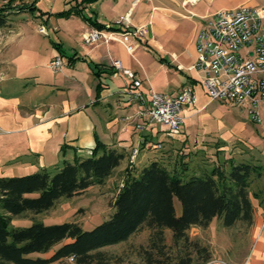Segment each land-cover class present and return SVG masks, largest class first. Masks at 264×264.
Returning <instances> with one entry per match:
<instances>
[{
    "label": "crops",
    "instance_id": "obj_1",
    "mask_svg": "<svg viewBox=\"0 0 264 264\" xmlns=\"http://www.w3.org/2000/svg\"><path fill=\"white\" fill-rule=\"evenodd\" d=\"M240 5L264 6V0H198L195 3L187 0H94L85 3L82 5L84 14L102 27L78 15L68 17L81 19L80 30L73 31L74 45L80 50L72 45L71 51H66L59 42L67 60L62 56L63 65L56 71L49 62L60 52L54 43L51 45L45 39L48 30L47 33L39 31L45 22L32 27L11 23L1 28L0 176L24 175L41 168L54 170L76 154L86 155L98 139L127 153L114 173L126 167L130 153L137 147V158L165 160L160 157L162 146L157 148L156 145L166 144L168 135L161 125L154 123L137 127L142 121L136 116L139 103L125 93L130 79L122 72H115L111 58L120 59L124 67L135 71L137 78L142 80L140 88L146 93H176L186 84L194 86L197 102L184 109L182 132L170 137L179 140L192 137L198 142L246 138L237 122L232 125L224 120L226 111L223 108L230 104L210 100L200 74L191 69L197 58L195 40L202 19ZM141 26H145L146 32L141 46L133 54L115 40L106 43L100 39L88 43L89 46L84 43V33L93 28L124 30ZM73 54L76 56L69 63L68 56ZM147 55L155 67L152 73L139 59ZM89 61L101 68L99 95L96 93L98 80ZM157 71H164L169 77L163 87L165 91L150 86ZM146 79L149 84L145 83ZM155 138L157 142L153 143ZM149 149L153 150L152 156L148 155ZM252 199L254 217L253 223L248 225L249 245L243 248L240 260L247 259L246 264H264V205L257 198ZM14 219L12 225L16 226Z\"/></svg>",
    "mask_w": 264,
    "mask_h": 264
},
{
    "label": "trees",
    "instance_id": "obj_2",
    "mask_svg": "<svg viewBox=\"0 0 264 264\" xmlns=\"http://www.w3.org/2000/svg\"><path fill=\"white\" fill-rule=\"evenodd\" d=\"M92 1L80 0L56 14L67 18L78 15L102 27L83 12L82 5ZM10 24L5 8H0V29ZM54 44L64 56L59 43ZM75 56H68V62ZM89 64L98 80L99 95L101 68L92 61ZM126 156V151L98 139L91 155L76 154L54 170L41 168L24 175L0 176V264H50L64 258H72L76 264H108L109 255L102 249L128 241L144 227L149 230L148 243L139 246V254L145 264H207L212 260L211 250L192 239L189 229L207 228L215 218L225 227L239 221L251 225L252 197L264 205V193L252 189L264 174L262 164L230 159L227 169L215 166L190 171L184 161L181 167H169L165 161L153 159L141 167H127L124 183L112 201L114 212L90 230L78 221L45 224L33 220L28 226L12 225L14 217L48 211L61 199L105 185ZM175 199L181 203L180 214ZM166 230L171 232V244L167 243Z\"/></svg>",
    "mask_w": 264,
    "mask_h": 264
},
{
    "label": "rangeland",
    "instance_id": "obj_3",
    "mask_svg": "<svg viewBox=\"0 0 264 264\" xmlns=\"http://www.w3.org/2000/svg\"><path fill=\"white\" fill-rule=\"evenodd\" d=\"M79 2L80 0H70V5ZM31 3L35 4V8H29ZM68 4L66 0H0V8H5L11 23H23L25 27H32L33 24H43L45 22L48 35L44 37L48 39V43L53 45V43L60 42L66 51H71V46L75 44L73 31L75 29L80 30L79 21L81 19L76 16L67 18L56 14L67 8ZM81 41H79L80 44ZM84 43L89 46L85 41ZM74 46L77 50H80V47ZM63 57L67 60V55ZM139 59L149 72H154L155 67L151 65L152 59L150 56H141ZM168 79L169 77L164 71H157L150 86L155 90L165 91L163 87ZM145 83L149 84V81L146 79ZM223 110L226 111L224 118L226 123L233 125L237 122L246 138L234 137L227 142L220 140H202L198 142L192 137L179 140L168 136L169 139L165 141L166 144L162 142V147L159 151L160 153L162 152L160 157H164L163 159H165L164 161L169 167H181V163L184 161L190 171L200 167L212 169L215 166L227 169L229 163H231L230 159L235 162L249 160L264 166V108L260 109V121L253 119L246 110L230 105H226ZM154 124L160 126L157 122ZM168 137L161 136L162 139ZM152 142H157V139H153ZM151 150H148L149 156L153 155V150ZM140 159L141 156L139 158L136 157L133 166L137 167L136 165H138L141 167L150 162L147 158H144L141 159L139 164L138 160ZM130 164L128 158L126 167L116 171L107 185H96L73 198L62 199L49 211L38 214L27 212L17 216L13 224L16 226H28L33 220H38L45 224L78 221L84 229H92L108 219L114 212L112 201L117 194V190L124 183L126 169ZM252 189L261 192L263 195L264 174L252 184ZM175 206L177 214H180L182 208L178 199H175ZM188 232L192 239H198L211 250L212 260L207 264L247 263V259L240 260L243 248L249 245L250 229L245 222L239 221L231 227H225L220 219L215 218L207 228L193 226ZM165 233L167 243L171 244V232L166 230ZM148 236L149 230L144 227L132 235L128 241L104 247L102 250L109 255L108 264H145L139 254V246L147 245ZM58 246L60 244L55 248ZM32 255L36 256L37 253ZM53 264H76V262L71 258H64L55 261Z\"/></svg>",
    "mask_w": 264,
    "mask_h": 264
},
{
    "label": "built area",
    "instance_id": "obj_4",
    "mask_svg": "<svg viewBox=\"0 0 264 264\" xmlns=\"http://www.w3.org/2000/svg\"><path fill=\"white\" fill-rule=\"evenodd\" d=\"M187 1L195 3L198 0ZM39 31L47 33L44 25ZM145 32V26L124 30L93 28L83 37L86 43L100 39L106 43L119 41L133 54L141 46ZM195 47L197 58L191 69L200 74L209 99L246 110L253 119L260 121V109L264 108V6L240 5L206 16L200 22ZM111 64L115 72H122L130 79L125 93L139 103L136 116L142 121L137 127L157 122L168 136L179 135L185 119L184 109L197 102L194 86L186 84L176 93H146L140 88L142 80L137 78L135 71L124 67L120 59L111 58ZM62 65L60 54L49 62L55 71ZM156 146L160 148L161 142ZM138 153V147L130 153L131 164ZM85 154L91 155L92 149Z\"/></svg>",
    "mask_w": 264,
    "mask_h": 264
}]
</instances>
